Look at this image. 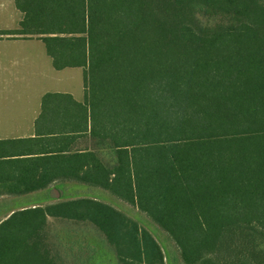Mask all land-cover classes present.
I'll use <instances>...</instances> for the list:
<instances>
[{
    "label": "trees",
    "instance_id": "1",
    "mask_svg": "<svg viewBox=\"0 0 264 264\" xmlns=\"http://www.w3.org/2000/svg\"><path fill=\"white\" fill-rule=\"evenodd\" d=\"M85 1L75 40L88 45L91 146L115 159L89 151L74 178L144 213L182 264H264V2L78 0L82 14ZM49 166L0 161V182L23 186L8 194L41 189ZM48 217L94 224L122 264H164L145 228L91 198L9 214L0 264H56L42 242Z\"/></svg>",
    "mask_w": 264,
    "mask_h": 264
},
{
    "label": "crops",
    "instance_id": "2",
    "mask_svg": "<svg viewBox=\"0 0 264 264\" xmlns=\"http://www.w3.org/2000/svg\"><path fill=\"white\" fill-rule=\"evenodd\" d=\"M77 1L0 0V161L44 158L53 178L44 188L11 196L51 191L64 183L101 188L74 176L82 174L89 151L104 163H114L112 149L91 146L88 61L83 57L88 45L75 40L86 37L87 7L85 1L82 14ZM22 190L21 185L0 182V196ZM60 196L55 197L59 202L78 198Z\"/></svg>",
    "mask_w": 264,
    "mask_h": 264
},
{
    "label": "rangeland",
    "instance_id": "3",
    "mask_svg": "<svg viewBox=\"0 0 264 264\" xmlns=\"http://www.w3.org/2000/svg\"><path fill=\"white\" fill-rule=\"evenodd\" d=\"M201 21L206 22L204 18H201ZM216 21L218 18L208 23L213 24ZM4 174L13 175V169L5 168ZM59 186L53 187L51 191L45 190L21 196L10 194L0 196V222L14 211L57 203L59 201L55 197L58 195H61V199L63 196L68 199L75 197L98 199L115 206L139 226L145 228L160 246L164 264H182L179 251L168 235L136 207L101 188L65 183ZM47 222L42 242L50 252L52 251L56 264H122L116 257L114 247L94 224L88 221L52 217H48Z\"/></svg>",
    "mask_w": 264,
    "mask_h": 264
}]
</instances>
